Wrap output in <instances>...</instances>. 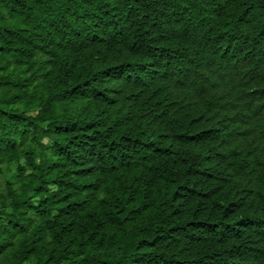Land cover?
<instances>
[{
	"label": "trees",
	"instance_id": "16d2710c",
	"mask_svg": "<svg viewBox=\"0 0 264 264\" xmlns=\"http://www.w3.org/2000/svg\"><path fill=\"white\" fill-rule=\"evenodd\" d=\"M0 264H264V0H0Z\"/></svg>",
	"mask_w": 264,
	"mask_h": 264
},
{
	"label": "rangeland",
	"instance_id": "374dc122",
	"mask_svg": "<svg viewBox=\"0 0 264 264\" xmlns=\"http://www.w3.org/2000/svg\"><path fill=\"white\" fill-rule=\"evenodd\" d=\"M12 170H14V166H12Z\"/></svg>",
	"mask_w": 264,
	"mask_h": 264
}]
</instances>
